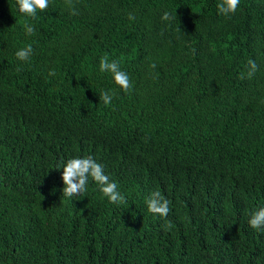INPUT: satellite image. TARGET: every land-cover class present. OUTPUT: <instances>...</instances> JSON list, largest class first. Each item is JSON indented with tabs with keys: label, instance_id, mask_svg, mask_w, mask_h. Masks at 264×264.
<instances>
[{
	"label": "trees",
	"instance_id": "16d2710c",
	"mask_svg": "<svg viewBox=\"0 0 264 264\" xmlns=\"http://www.w3.org/2000/svg\"><path fill=\"white\" fill-rule=\"evenodd\" d=\"M219 2L49 0L32 19L0 0V264H264V0ZM89 156L123 202L91 178L63 196L62 167Z\"/></svg>",
	"mask_w": 264,
	"mask_h": 264
},
{
	"label": "clouds",
	"instance_id": "9594fccd",
	"mask_svg": "<svg viewBox=\"0 0 264 264\" xmlns=\"http://www.w3.org/2000/svg\"><path fill=\"white\" fill-rule=\"evenodd\" d=\"M49 0H16L18 5V11L24 16L32 19L36 18L37 11L43 12L48 7ZM240 0H220L216 5L219 14L229 16L234 14L239 6ZM73 15H77V12H73ZM176 15V14H175ZM177 17V16H176ZM129 20L135 19L131 14ZM174 17L165 12L162 20L171 21ZM25 32L28 35L33 34L34 27L28 23L24 24ZM33 53L32 45L29 44L16 52V57L20 61H27ZM153 63L151 68H155ZM21 69L17 68L19 72ZM257 65L255 61H248L247 78L255 74ZM100 71L108 72L112 74L114 83L120 90L127 93L133 87L129 75L120 69V63L118 61L109 62V58L105 55L100 61ZM55 70L49 72L50 76H54ZM245 78V73L240 74V79ZM113 95L108 92H101L100 101L107 107L112 102ZM63 175L62 180L64 187L62 189L63 196L72 199L74 196L82 195L86 189L89 178L96 182L100 186V192L104 197H107L110 203L116 204L124 201V197L119 191H117V184L111 182L109 177L104 173L103 165L97 163L92 157L85 158H73L69 159L62 167ZM170 201L161 195L159 191H155L147 200V208L150 213L158 214L161 217H167L170 212ZM249 226L253 229H261L264 227V208L253 211L248 221ZM165 227H171V222L166 221Z\"/></svg>",
	"mask_w": 264,
	"mask_h": 264
}]
</instances>
